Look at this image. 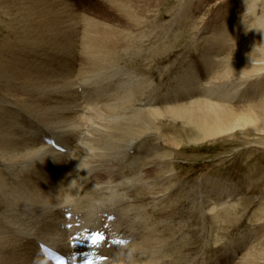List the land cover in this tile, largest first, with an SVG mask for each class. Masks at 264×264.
<instances>
[{
	"label": "rangeland",
	"instance_id": "obj_1",
	"mask_svg": "<svg viewBox=\"0 0 264 264\" xmlns=\"http://www.w3.org/2000/svg\"><path fill=\"white\" fill-rule=\"evenodd\" d=\"M148 1L63 0L65 3L60 5L57 3V6H54L55 16L47 23L58 21L60 17L61 22L58 21L60 27L55 23L56 28L54 26L50 31L48 29L47 35L44 33L45 37L34 33L35 27L29 28L32 30V36H28L27 39L17 34L14 19L12 14L10 15L12 12L0 8V119L18 122L29 136H33L34 143L40 142V146L49 148L48 142L57 136L65 137L74 127L56 128L55 123L68 120V117L63 118L61 114H43L45 121L53 122L49 124L41 120L36 112L26 111L25 109L42 105H33L34 100L37 101L39 98H37L39 92L43 94V98L48 95L52 98L54 94L59 95L58 101L77 97L84 108L83 113L80 112L77 116L89 118L84 121L85 123L87 121L86 125L83 123V131L75 135L77 140L72 142L73 146L68 145L70 139L67 141L63 138L64 142L61 144L66 149L64 154L55 150L52 157L53 160L55 157L61 160L60 172L64 166L83 168L82 173L71 172L70 176L79 178L84 173L90 179L86 181L84 179L86 177H82L78 182L76 180L75 188L69 183L74 194L77 192L81 194L72 195L67 205H49L50 220H46L44 228H48L47 222L53 221L54 227L61 229L60 234H65L63 231L68 232L74 241L84 243L86 233L96 226L105 225L107 218L103 221L104 214L114 215L116 219L109 223L107 228L110 231L107 233L110 251L107 260L101 264L109 262L117 264L118 259L129 255L128 249L134 247L135 242L143 245L149 238L154 240L148 252L150 259H147L150 262L154 259L152 264H264V131L249 126L237 128L215 138L203 139L204 136L189 117L185 119L166 117L159 121L160 124L158 122L153 124L146 135L137 138L126 147L120 143L110 151L108 147L113 146L111 143L118 141V138L111 135V130L103 131L101 125L96 123V120L101 123L107 122L106 113H102L101 110L110 105L119 103L125 106L121 113L129 118L135 111L164 109L175 106L177 102L186 103L189 95L201 98L204 96L201 92L207 87L214 91H218L220 87L224 92H228L229 101L227 104L226 101L223 102L229 107L249 108L258 101H263L264 39L261 41L258 34L254 33L256 30L252 24L256 18L264 19V0L256 1V15L250 12L249 16L246 15V9L251 3L244 0ZM4 4L5 0H0V6L3 7ZM143 4H146V7ZM252 30L253 32H250ZM113 31L116 45L101 48L96 52L101 56L111 55L113 61L89 69L91 65L88 63L89 59H85L84 50L97 56L93 46L95 41H102L101 32L104 36L106 32L110 35ZM62 40L64 42H61ZM34 44L38 47H34ZM39 44H43L48 50ZM31 52L33 53L27 65L33 63L36 68L42 57L46 58L49 64L52 52V70L48 69L50 74L45 75V77L51 75L52 80L50 89L45 94L43 91L48 88V84L43 81L45 72L32 71L34 80L32 78L22 82L18 77L22 79L26 71L20 73L16 69L13 71L11 69V61L16 62L17 57L21 59L22 54L27 55ZM37 53L42 56L38 57ZM54 58L56 59L53 61ZM34 59L35 61L39 59L38 63ZM208 79L212 81L209 85ZM64 83L67 88L62 87ZM125 94L133 95L135 100L131 103L134 106L131 103H122L116 98L119 96L122 98ZM175 96L177 101L172 99ZM210 97L213 99V95ZM58 101L54 99V105ZM98 111L100 112L97 113ZM41 113L40 109L39 114ZM107 115L109 117L110 114ZM166 139L175 140L178 146L165 144ZM95 159L105 162L97 163ZM4 166L6 165L0 160V168ZM29 168L32 167L29 166L27 169ZM114 168H121V171L115 173L110 181L107 171ZM157 168H161L158 173L155 171ZM19 169L21 170L20 166L16 171L19 172ZM124 169L125 172H122ZM61 173L63 180L69 176V171ZM16 174L15 172L13 175ZM87 182L93 184L90 186L91 190L87 187L83 191L86 195L84 198V193L79 189L82 190L81 186ZM11 185L6 193L0 192V224L11 226L12 224H7L2 219L4 216L14 215L11 219L17 220L16 223L21 227L23 218L27 221L30 219L27 216L31 213V216H38L41 209L36 214L34 211L37 209L28 204V199L23 200L20 205H14L11 196L12 192L18 189L16 183ZM63 185L60 192L66 193L69 189ZM79 185L80 187H77ZM19 195L22 197V194ZM79 195L80 201H77ZM73 198L78 205L82 203L79 208L85 209L84 212L77 208L78 205ZM57 205L59 207H56ZM67 207L74 211L76 209V214H79L78 219L67 220L73 225L72 231L66 229L69 224L61 228L66 219L61 218L62 213L59 216L61 210L58 209ZM89 208L95 210L96 214ZM86 210H90L89 212L96 216ZM37 221L40 220L33 222ZM88 223L93 228L89 227ZM13 226L18 227L17 224ZM44 228L42 226L41 231ZM0 231L2 244L7 245L6 250L0 249V262L2 259L4 262L0 264H14L13 261L21 264L19 261L21 248L27 240L29 243L33 242V236L30 237L29 230L25 229L27 238L24 239L25 235L23 238L13 236L16 240H11V243L7 244L9 237ZM39 238L41 239V237L34 239L36 252L39 251L37 244ZM118 239L126 244L127 241L130 243L121 247L116 243ZM15 246L20 248L16 249ZM100 252L103 254V249ZM123 261L124 259L121 262ZM29 264L32 262L29 261Z\"/></svg>",
	"mask_w": 264,
	"mask_h": 264
},
{
	"label": "bare ground",
	"instance_id": "obj_2",
	"mask_svg": "<svg viewBox=\"0 0 264 264\" xmlns=\"http://www.w3.org/2000/svg\"><path fill=\"white\" fill-rule=\"evenodd\" d=\"M153 1H155V0H153ZM244 1H249L251 3V4L248 3L249 4V7L246 9V15L249 16V13L250 12L253 13V14H255V7L257 5V3H256L257 0H244ZM144 2H145V0H144ZM148 2H146V3L148 4ZM57 3L60 5V3H65V2H63V0H5L4 6L3 7L0 6V8L2 10L3 9H7V11H11L12 12V13H10V15L12 14L11 16L14 19L13 21L15 22V25H16L15 28L18 31L17 34L21 35L23 37V39L24 38L27 39L28 36H30V37L32 36L31 35V31L32 30H30V29L31 28L33 29V27H35L33 29V30H35L34 33L41 34L43 37H45V34L48 33L51 29H53V27L55 26V23H56V25H58L60 27L61 19H60L59 16L58 17H59L60 20L58 19V21H60V22L53 20L52 23L47 24L48 23V20L51 19L52 17L54 18V16H55V15H53L55 13V7L54 6H57ZM152 5H150V6H152ZM56 11H57V9H56ZM243 15H244V13H243ZM58 17H55V18H58ZM252 25H254V29L256 30V32H254V33H257L258 34L259 39L260 40L261 39H264V19H262L260 17L259 18H256V21ZM55 28H56V26H55ZM259 28L261 30H259ZM48 29H49V31H48ZM58 30H60V29L58 28ZM250 32H253V30L250 31ZM52 34L53 33H51V36H52ZM66 34L65 35L62 34V35L63 36H66ZM257 34H254V35H257ZM54 35H56V34H54ZM102 35H103V32H101V38H102L101 40L102 41L104 40V42H102V41H95V43L93 45V46H95L94 47L95 48V54L97 56H93V55L90 54L91 52H89L88 50H84L85 59H89L88 60V63L91 65V67L89 69H93V68H95V66L96 67H100V66H103V64H107L108 62L113 61V58L110 57L111 55H105V56L102 55L101 56V55L97 54L96 52H97V50H101V48H104V47L107 48V47H113V46H115L116 45V42H115L116 40L114 39L115 33L113 31L109 35V32H106L104 34V36H102ZM36 37H38V36H35V38ZM261 41H263V40H261ZM51 42H53V41H51ZM61 42H64V41L62 40ZM15 43H16V41H15ZM14 44H13V46H14ZM42 45L43 44H41V45L39 44V46H42ZM19 46H24V45L19 44ZM50 46L51 45H49L48 47L50 48ZM10 47H12V46H10ZM34 47H38V45L36 44ZM34 47H32V48H34ZM42 47H45V46L43 45ZM263 47H264V45H263ZM27 48L29 49V47H27ZM45 48L47 49V47H45ZM261 48H262V46L260 47V49ZM19 50L23 51V49H19ZM29 50H27V51H29ZM52 52L50 53V58H49V59H51V61H52V57H53ZM92 52H94V51L92 50ZM101 52H104V51H101ZM18 53H20V52H18ZM18 53H17V55H18ZM32 53L33 52L28 53L27 55H25L26 53H24V55L22 54V56L19 55V56L22 57L21 59L17 57V59L15 58L16 59V62H13L12 63V61H11V64H12L11 65V69H12V71H13V69H16L17 71H20V73H22V71H26L25 74H24L25 76L23 75L24 77L22 79L20 77H18V79H20L22 82H26V81H28V79H32V78L34 80V77H32V74H33L32 71H34L36 73H39V72L44 73L45 72L44 75H43V77H44V80L43 81L48 84V88L45 91H43V93L45 94V93L48 92V89H50V86H51V80H52L51 79V75L50 76H46V77H45V75L47 73H49L50 70H52V62L50 61L49 64H48L47 63L48 61L46 62V60H47L46 58H44V57L41 58L40 57L41 58L40 59L41 62L38 59V61L40 63L39 66H38V68H36V66L32 65L33 63L27 65V61L31 58ZM98 53H99V51H98ZM109 53H111V52H109ZM13 55H11V56H13ZM36 55H38V57L39 56H42L41 54H38V53ZM36 58H37V56H35V59ZM35 59H34V61H35ZM55 59L56 58H54L53 61ZM38 61H35V62L38 63ZM49 65H51V66H49ZM47 66H49L50 68L47 67ZM53 68H55V67H53ZM58 68H59V65H58ZM48 69H49V71H47ZM7 73H10V72H7ZM93 73H94V71H93ZM95 73H96V71H95ZM197 77H196V80L198 79ZM260 77H261V75H260ZM8 78H6V79H8ZM13 80H16V79L13 78ZM8 81H11V80H8ZM38 82H40V81H38ZM211 83H212V81L209 80L208 85L211 84ZM16 84H14V85H16ZM40 86H42V84ZM62 87L67 88L65 83H64V85ZM21 88H22V86H21ZM25 89H26V87H25ZM6 91H8V90H6ZM222 91H223V89L220 88V87L218 88V91H216V90L214 91L211 88H208L207 87V88H205L201 92V94H204V96L201 97V98L200 97H194V96H190V95L188 96L187 95L188 97L186 96L187 97L186 99H189V100L186 103H183V102L182 103H178L177 102V104L175 103L176 104L175 106H173V107H164V109H155V108L154 109L153 108L151 109L150 108L148 111H143V110L135 111V112L132 113V116L131 117L128 115L129 118L125 117L126 115L124 114L125 115L124 116L121 113V110L125 106L119 105V103H118V105H110L106 109L101 110L102 113H104V114L106 113L105 116H106L107 122L106 123H101L100 121H97L96 120V123L99 124V125H101V127L103 128V131H105L104 129L111 130V135L113 137H117L118 138V141H113L111 143L113 146L108 147V149L110 151H113V149H114L113 147L119 146L120 143H121V146L123 145V146L126 147L131 142L137 140V138L142 137L143 135H146L151 130L153 124H156L157 122L159 123V121L164 120L166 117L176 118V119L177 118L178 119H185V118L189 117L192 121L195 122V125H196L197 129L204 136L203 139L215 138V137H218L219 135H222V134H224L226 132L235 130L237 128H245V127H249V126L250 127H254L255 129L258 128L259 130L264 131V122H263V118H264V100L263 101L262 100L261 101H258L252 107H249V108H243L242 107L243 109H237L235 107H229L228 105H226L228 103V101H229V99H227V97H228L227 94H229V93L228 92H224V91L222 92ZM16 92H17V88H16ZM28 93H29V91H28ZM10 95H12V94H10ZM60 95H62V94L60 93ZM174 95H176V94H174ZM211 95H213V99L210 97ZM35 96H37V95L35 94ZM52 96L54 98H52L51 95L50 96L48 95L46 98H43V94H41V92H39L38 93V96H37V98L38 97L39 98L37 99V101L35 99L34 100V104L33 103L32 104L34 106H36L37 104H39V105L42 104V105L41 106H37V108H33V109H32V107H31V109H25L26 111L28 110L31 113L32 112H36L35 114L39 115V118L41 120H44V122H47L49 124H53V122L45 121V119L43 118V114H45V113H52V114H56V115L61 114L63 118L68 117V120H65L64 119V121H61L59 123H55L56 124L55 127L58 128V129H61V128H64V127H67L68 126L69 128L74 127V129H72V131L69 132L70 134L65 135V137H63V136L62 137L61 136L60 137H58V136L57 137H54V139L52 141L48 142L49 148L44 147V146H40V142L39 143H34L35 142V139L32 138L33 136L32 137L29 136L28 133L25 132L24 127L20 126L18 124V122H13L12 123V121H6L7 119L4 118V117L3 118L6 119V120L0 119V160L3 162V164L6 165V166H4V168H0V192L1 193H6V190H9L11 188V186H12L11 184L12 183H16L18 190L17 191L14 190L12 192L13 193L12 194L13 196H11V202L14 203V205L15 204L20 205L23 202V200L24 201H28L29 200V203L28 204L29 205L31 204V206H34V208L37 209V211H34L35 213L36 212L39 213V210L41 209V212L39 213L40 216L39 215L36 216L35 214H34L35 216H31L32 213L27 216V217L30 218L27 221H30V222L27 223L26 218H23V220H21V227L18 226L19 223H16L17 220L16 221H13L11 219L14 215L11 216V217H9V216L6 217V216L3 215L4 218L2 220H4L7 224H12L11 226L10 225L9 226H4V224H0V230H2V232H4L5 235L7 234V236L9 237V239L7 238L8 239L7 244L11 243V240H14L13 239V236H16L18 238H20L22 236L21 238H23V236L25 235L24 236V239L27 238L28 237L27 236V233L24 232L25 229L29 230L28 232L30 233L29 234L30 237L33 236L32 237L33 242H30L29 243L28 240H27L24 243L23 246H22V244L19 243L23 247V248H21V253L19 254V261L21 262V264L22 263L23 264H26L24 262H28L27 264H29V261H31L32 264H50L48 261H46L42 257V252L43 251H40V252L39 251H37V252L35 251L34 245L36 243H35L34 239L35 238H38V237H41V239L39 238L40 239L39 242H37L38 247H39L40 244H45V245H49L50 247H53L54 249H56L58 251H61V252H64V253H68L69 250L72 251L73 248H74L72 246V243H74L75 241H74L73 237L70 236L71 234H68V232H64V231H63V233H65V234H60L59 232H60L61 229H56L54 227V225L52 224L53 221L47 222L48 224L46 226L48 228H44V225H45L46 220H48V218H49L48 217V215H49L48 206L49 205H51V206H53V204H58L60 206H62L64 204L67 205L68 201L69 202L71 201V200H69V198H71L72 195L81 194L79 192H77L78 194L77 193L74 194L72 188L70 190V185L73 186L75 183L78 182V179L80 180V178L86 177V175L83 173L81 175V177H79V178H73L72 176H74V175L70 176V174H71V172L74 173V174H76V171L79 172V173H82L83 172V168H65V166H64V168H62V171L63 172H66V173H68V171H69V176H67V178H65V180H63V178H61V176H60V173L62 171L60 172V169L61 168H59V164L61 163V160L60 159H57L56 157H55V160H53L54 158L52 156H53V154L56 151H59V152H61V153L64 154L65 151H62V147L60 149L57 148V144H61L62 141L64 142L63 138H65L67 141H68V139H70V141L68 142V145L73 146L72 142H75L77 140V136H75V135L77 133H80V132L83 131V129H84L83 123H85L84 122L85 120H87V119L89 120V118L83 119V117H81V116L78 117L77 116L80 112L83 113V111H84V108L82 107L83 105H82L81 101L78 102L77 97L76 98H72V99H66V100L58 101V99H59L58 96L59 95L57 96L56 94H54ZM65 96H62V97L64 98ZM72 97H74V96L72 95ZM63 98H61V99H63ZM116 98H118L120 101H122V103L123 102L124 103H131L133 100H135L134 97H133V95H131V94H128V95L125 94L122 98H121V96L116 97ZM176 98L177 97L175 96L172 99L174 101L175 100L177 101ZM26 99L24 101H26ZM54 99H56V101H58V102H55L56 103L55 105L53 103V100ZM240 99L242 100V98H240ZM30 101H33V100H30ZM223 101H226L225 102L226 104ZM112 103H114V102H112ZM23 105H25V104H23ZM28 106H27V108H28ZM132 106H134V104H132ZM40 109H41V112H42L41 114H39ZM99 112L100 111H98L97 113H99ZM108 113L110 114L109 117H107L108 116L107 115ZM82 120H83V122H82ZM86 123H87V121H86ZM86 123H85V125H86ZM63 124H65V125H63ZM89 133H91V132H89ZM37 136H38V134H37ZM53 141L55 142V146L52 143ZM80 143H81V141H80ZM108 143H109V141H108ZM164 143L167 144V145H169V146H172V145L178 146V144H177V142L175 140L172 141L170 139H166L164 141ZM49 144H51L55 149H53V147H51V145H49ZM78 145H79V143H78ZM67 149H68V147H67ZM74 154H75V152H74ZM74 154H73V156H74ZM58 155L61 156V154H58ZM72 158L74 159V157H72ZM85 158L88 159L87 157H85ZM81 159L83 160V158H81ZM95 161L97 163L105 162V160H101V159H95ZM72 162H74V161H72ZM84 162H86V160H84ZM109 164H111V163H109ZM78 165H80V164H78ZM82 165H84L83 162H82ZM19 166L21 167V170L19 169L20 171L17 172L18 169L16 171V168H18ZM29 166L32 167V168L31 169L29 168V170H28L27 168ZM160 170H161V168L155 169V171H157V173ZM118 171H121V168H114L112 170L107 171V173H108L107 176L109 175L108 176V180L111 181L113 179L112 177L115 175V173L118 174L117 173ZM15 172L17 174L16 175H13ZM122 172H125V169L122 170ZM61 174H63V173H61ZM149 175H151V173ZM116 176H118V175H116ZM70 177H72L73 179L70 180ZM109 178H111V179H109ZM68 179H69V181H68ZM84 179L86 181H88L90 178L89 177H86ZM76 180H77V182H76ZM69 183H70V185H69ZM79 183H81V182H79ZM62 184H64L69 189V190H66V188H64L66 190V193L60 192V187H61ZM87 184H88V182H87ZM87 184L81 186L82 190H80L78 188L79 191L83 192V191L86 190L87 187H88V190H89L90 189V186H92L93 183L91 184V182H89V184L88 185ZM73 187L75 188L76 185H74ZM77 187H80V185L77 186ZM19 194H22V197L23 198ZM84 195H85V193L83 194V196ZM75 196H73V197H75ZM85 197H86V195L84 196V198ZM79 198H80V195H79L78 199H76V200L78 201ZM73 200H74V198H73ZM76 200H74V201L76 202ZM82 200L83 199H82V196H81V201ZM136 200H137V198H136ZM32 203H34V204H32ZM28 204H27V206H28ZM76 204L78 205V202H76ZM80 204L82 205V203H80ZM123 204L124 203H122V205ZM58 205L56 207H59ZM81 205H78L77 208H79V206L81 208ZM85 205H86V203H85ZM84 206L82 208H84ZM9 208H11V207H9ZM56 209H58V208H56ZM79 209H77V210H79ZM58 210H61L59 212V216L62 213L61 218H64L65 217V219H66V220L63 221V223L60 221L62 223V224L60 223L61 224V228L65 224L66 225L69 224L67 222V220H70L71 218L72 219H78V217H79L78 216L79 214H76V212H75L76 209L74 211V210L68 209V207H67L66 209L65 208H63V209L62 208L61 209L59 208ZM84 211H85V209L84 210H81V212H84ZM86 211H88V210H86ZM91 211H94L93 213L96 212L95 210H91ZM67 213H71V218L70 219H67L66 218ZM89 213H91V212H89ZM93 213H91V214H93ZM99 213H100V210H99ZM50 214H51V212H50ZM95 214H93V215H95ZM56 215H58V214H56ZM56 215H54V216H56ZM107 215H109V217H110V214H104L103 215V221H105V219L107 218V222L105 223V225L102 224L100 226H96V227L93 228V226L88 223V225H90L89 227H92L93 228L90 232H97V233L103 235V237H104V239H103V241L101 243H99V244H97L95 246H92V249H93V252H94V257L95 258H98V259H101L103 256L108 257V254H109V251H110V245H109V242L107 240V233L110 232V231H108L107 228L109 227V223L113 222L116 219V217H115V219L113 221H111V220H109V217H107ZM81 216H82V214H81ZM52 217H50V218H52ZM84 217H86V215ZM97 218H99V217H97ZM36 220H40L41 222L40 221L39 222L37 221V222L34 223L33 221H36ZM57 223H59V222H57ZM13 224H17L18 227L13 226ZM42 226H43L44 229L41 231L40 228H42ZM32 228H34L35 230H33ZM72 228L70 229L71 231H72ZM85 228H83V229H85ZM87 229L85 231H87ZM70 230L67 229V231H70ZM36 232H37V235L35 236ZM0 239H1V237H0ZM66 241H67V244L65 245V242ZM111 242H113V241L111 240ZM122 242H124V241L121 240V239H118L116 241V243L118 245H120L121 247H125V245H128L130 243L129 241H127V244L126 243H122ZM153 242H154V240L153 239H150V238L147 239L146 241H144L143 243H145V244H143V245L140 244V243H136L135 242V246L132 247V248H130V249H128V254L129 255L127 257H123L121 259H118L117 260V264H152V263H154V259H151V260H153V262L151 261L152 263L147 260V259H150V256H148V252H150V249H151V246H152ZM0 243L2 244V240H0ZM17 243L18 242H16V244ZM1 244H0V249H5L6 250L7 249V245H3V244L1 245ZM156 244H157V242H156ZM15 248H16V246H15ZM19 248H16V249H19ZM94 248H96V249H94ZM12 249H13V247H12ZM101 249H103V252H102L103 254H100L101 253L100 252ZM5 250H4V252H5ZM146 250H147V252H146ZM12 252L14 254V251H12ZM0 254H1V252H0ZM151 256H152V253H151ZM123 259H124V261L121 262ZM15 261H16V259H15ZM2 262H3V259H2V261L0 263H2ZM101 262H104V261H101ZM101 262H99L98 264H101ZM12 263L19 264L18 261H16V262L13 261ZM109 263L112 264V262H109Z\"/></svg>",
	"mask_w": 264,
	"mask_h": 264
},
{
	"label": "snow or ice",
	"instance_id": "obj_3",
	"mask_svg": "<svg viewBox=\"0 0 264 264\" xmlns=\"http://www.w3.org/2000/svg\"><path fill=\"white\" fill-rule=\"evenodd\" d=\"M101 235L100 234H97L96 236H95V239L97 240V241H99V240H101Z\"/></svg>",
	"mask_w": 264,
	"mask_h": 264
}]
</instances>
